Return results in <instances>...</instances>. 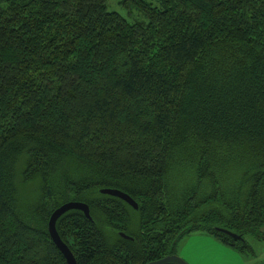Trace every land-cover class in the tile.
<instances>
[{"label": "trees", "instance_id": "16d2710c", "mask_svg": "<svg viewBox=\"0 0 264 264\" xmlns=\"http://www.w3.org/2000/svg\"><path fill=\"white\" fill-rule=\"evenodd\" d=\"M108 1L0 0V264H66L47 225L69 202L90 216L55 224L76 264H147L192 233L251 254L264 0Z\"/></svg>", "mask_w": 264, "mask_h": 264}, {"label": "rangeland", "instance_id": "374dc122", "mask_svg": "<svg viewBox=\"0 0 264 264\" xmlns=\"http://www.w3.org/2000/svg\"><path fill=\"white\" fill-rule=\"evenodd\" d=\"M121 0H109L107 10L127 18L120 7ZM29 186L26 191L29 192ZM251 254H241L222 244L214 236L206 233H192L182 237L175 248V255L187 264H264V243L250 238Z\"/></svg>", "mask_w": 264, "mask_h": 264}, {"label": "water", "instance_id": "95a60500", "mask_svg": "<svg viewBox=\"0 0 264 264\" xmlns=\"http://www.w3.org/2000/svg\"><path fill=\"white\" fill-rule=\"evenodd\" d=\"M100 193L103 195L116 197V198L122 200L123 202H125L126 204H128L134 210H137V204L128 195H126L120 191L113 190V189H102V190H100ZM70 210L81 211L84 214V216L86 217V219L90 220L89 209H88V206L86 204L69 202V203H66V204L62 205L61 207H59L58 209H56L51 214L49 221H48L47 229H48V234L50 236L51 241L53 242L55 247L58 249V251L62 254L63 258L66 261V264H76L72 253L69 251L68 247L61 241V239H60V237L56 231V228H55L56 221L63 214H65L66 212H68ZM216 231L223 233V234L231 237L234 240H241V238L239 236H237V235H235L229 231H226L223 229H218V228H216ZM120 236L125 238V239H129L128 237H126L122 233L120 234ZM147 264H187V263L176 255H169L167 257H164L163 259H160L158 261H153V262H150Z\"/></svg>", "mask_w": 264, "mask_h": 264}]
</instances>
